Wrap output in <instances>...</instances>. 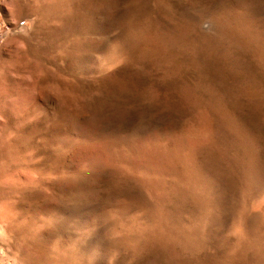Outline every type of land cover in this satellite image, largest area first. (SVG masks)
<instances>
[{
    "label": "rangeland",
    "instance_id": "obj_1",
    "mask_svg": "<svg viewBox=\"0 0 264 264\" xmlns=\"http://www.w3.org/2000/svg\"><path fill=\"white\" fill-rule=\"evenodd\" d=\"M0 15V264H264V0Z\"/></svg>",
    "mask_w": 264,
    "mask_h": 264
},
{
    "label": "snow or ice",
    "instance_id": "obj_2",
    "mask_svg": "<svg viewBox=\"0 0 264 264\" xmlns=\"http://www.w3.org/2000/svg\"><path fill=\"white\" fill-rule=\"evenodd\" d=\"M0 18H3L2 15H0Z\"/></svg>",
    "mask_w": 264,
    "mask_h": 264
},
{
    "label": "bare ground",
    "instance_id": "obj_3",
    "mask_svg": "<svg viewBox=\"0 0 264 264\" xmlns=\"http://www.w3.org/2000/svg\"><path fill=\"white\" fill-rule=\"evenodd\" d=\"M56 8V7H55Z\"/></svg>",
    "mask_w": 264,
    "mask_h": 264
}]
</instances>
